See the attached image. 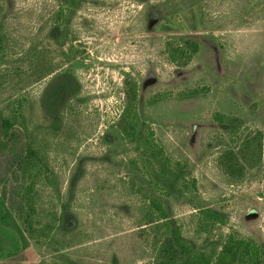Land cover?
I'll return each mask as SVG.
<instances>
[{
	"label": "rangeland",
	"instance_id": "obj_1",
	"mask_svg": "<svg viewBox=\"0 0 264 264\" xmlns=\"http://www.w3.org/2000/svg\"><path fill=\"white\" fill-rule=\"evenodd\" d=\"M61 8L0 0V117L15 123L11 140L0 133V198L23 244L0 263L183 264L160 252L151 198L192 251L212 254L229 234L264 244V163L227 175L213 120L264 134V0ZM176 40L197 44L188 64L171 61ZM127 75L138 126L125 132ZM147 129L170 165L143 154Z\"/></svg>",
	"mask_w": 264,
	"mask_h": 264
},
{
	"label": "trees",
	"instance_id": "obj_2",
	"mask_svg": "<svg viewBox=\"0 0 264 264\" xmlns=\"http://www.w3.org/2000/svg\"><path fill=\"white\" fill-rule=\"evenodd\" d=\"M61 12L70 9L75 0H60ZM196 43L188 40L173 41L169 44V57L172 62L182 60L188 64L197 52ZM127 102L122 111L123 121L130 127L125 129L132 131L138 126L137 110V84L127 78L124 80ZM213 120L222 129L219 138L228 141L227 147L219 156L220 166L224 172L234 178H240L247 169H253L264 163V134L262 131L245 132L242 121L235 117H228L216 113ZM15 123L7 118L0 117V133L5 140H11ZM147 136L143 143L145 156H152L162 161L161 148L153 140V133L147 129ZM33 152L25 145V158L32 163ZM170 165L168 159L162 161ZM33 165H30L32 168ZM206 219H216L210 210H202ZM147 216L154 224H159L162 230L160 252L171 262L183 264H264V244H258L251 240L236 235H227L222 239L218 251L208 254L202 251H192L183 242L179 229L168 218L163 205L158 200L151 198L148 201ZM10 215L0 198V257H15L23 250L21 242L22 234L19 228L9 225ZM3 264V263H0ZM20 264V263H18Z\"/></svg>",
	"mask_w": 264,
	"mask_h": 264
}]
</instances>
